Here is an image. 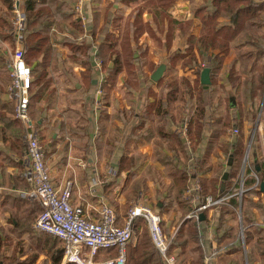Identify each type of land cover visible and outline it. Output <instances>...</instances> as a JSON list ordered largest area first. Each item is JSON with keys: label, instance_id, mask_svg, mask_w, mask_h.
<instances>
[{"label": "crops", "instance_id": "0c3cea01", "mask_svg": "<svg viewBox=\"0 0 264 264\" xmlns=\"http://www.w3.org/2000/svg\"><path fill=\"white\" fill-rule=\"evenodd\" d=\"M17 1L23 11L26 0ZM87 1L90 4V0ZM202 2L203 0H176L167 11L171 18L192 22L191 34L195 36L193 41L205 33V26L194 14L195 8ZM88 3L86 23L89 24V39H93L89 32L93 22L97 25L94 35L96 39L92 42L93 53L97 52L98 45L105 37L101 29L108 15L109 32L119 36L129 22L135 20L137 12L143 10L140 19L145 24L148 22L151 29H145L140 36L139 45L143 51L135 50L137 57L145 54L142 70L136 66L138 82L133 84L128 70L124 68L118 74L110 97L106 100L105 93L101 90L94 88L87 91L81 88L83 84L80 73L85 70V66L70 60H59L60 67L53 65V59L67 58L69 52L68 46L62 44L65 35L57 33L55 37L58 43L53 42V46L58 55H51L46 62L49 65L41 64L43 54L38 60L28 61L25 58L34 78L29 109L32 127L25 132V126L15 115L16 96L9 89L14 52L22 45L14 35L12 26L15 6L13 4L12 9L10 0H0V264H30L32 260L33 264H55L52 260V239L57 238L59 245L63 247L58 237L35 225L43 204L34 193V181L26 156L28 133L36 134L40 139L54 186L62 190L66 182L71 181V201L85 209L89 220L99 219L101 207L108 201L116 210L119 224H124L128 216L125 211L132 203L148 206L156 204L159 209L164 205L163 200L174 201L172 207L162 211L164 220L167 217L182 218L172 228L170 225L164 226L167 234L172 236L176 235L185 219L192 218L189 214L200 205L195 196L201 189V181L222 179L223 173L229 170L225 154L229 141L238 134L248 141L250 130L254 127L252 134L257 132V142L247 164L256 160L258 163L259 158L264 159V92L262 97L257 96L254 101L243 97L241 106L236 103L235 85L227 77L230 68L228 58L234 56L233 52L226 57L220 73L215 77L217 84L211 87L213 102L205 104L206 117H199L196 114L199 101L190 94H184V97L179 95L178 98L169 97L171 95L166 81L176 74L181 76L182 72L186 75L192 74L195 69L202 72L219 50L209 51L208 60L204 61L207 63L201 67L202 59L197 45L191 50V38L183 35L179 28L173 31L172 45L168 47V21L166 17H159V7L152 5L151 0H97L91 2L90 6ZM43 4L45 8L54 7L48 0H44ZM130 39L134 47L133 38ZM182 41L185 44L180 47L178 43ZM23 46L25 49L24 42ZM189 52L198 59L194 62L195 65L183 68L178 64L174 68H167L168 58L173 54L189 55ZM161 56L167 66L163 74L165 80L158 82L152 79V74L158 68ZM39 63L41 65L38 66ZM112 64L110 61L109 65ZM93 65V83L99 87L104 72L97 59L93 58ZM256 110L258 113L253 120ZM227 116L235 125L218 136L221 125L216 120ZM234 128L239 130L238 134L233 133L231 129ZM243 166L244 161L241 170ZM186 169L191 170L187 180L189 189L198 188L184 193L183 199L191 206L187 212L179 204L181 199L176 197L175 189V183L178 184L180 180L178 175ZM254 173L256 172L253 171L250 175L255 176ZM225 196L227 199L221 204L207 209V216L202 211V218L200 213L198 221L203 235L205 264H229L235 256L228 252L233 245L232 241L228 240L230 244L224 247L217 240L222 234L221 229H217L220 222L219 206L226 204L233 207L228 203L232 194ZM253 199L264 204V190L253 195ZM253 216L257 226L255 238H258L264 235V208H255ZM233 220L230 215L227 216L226 224L237 225ZM163 225H167L165 221ZM239 236L243 244L244 259L249 264L245 235L243 232L242 236L241 229ZM153 244L148 243L151 250ZM148 245L142 242L138 246V240H131L127 247V264L129 256L135 253L134 250L139 253L138 263L142 264ZM151 250L148 256H151ZM156 251L164 261L158 249ZM171 252L178 256L181 264L182 259L193 262L198 257L197 249L191 244L175 247ZM109 255L108 250L103 251L98 258ZM63 256L64 253L59 264H63ZM253 264L264 263L255 261Z\"/></svg>", "mask_w": 264, "mask_h": 264}, {"label": "trees", "instance_id": "16d2710c", "mask_svg": "<svg viewBox=\"0 0 264 264\" xmlns=\"http://www.w3.org/2000/svg\"><path fill=\"white\" fill-rule=\"evenodd\" d=\"M43 1L44 0H26L23 5V11L25 13L23 42L26 49L25 58L28 61L38 60L39 56L43 54L44 56L41 64L44 66L49 65V62H46L50 60L51 55H58V52H55L53 46V42L58 43L55 37L56 31L57 33H63L65 35L62 44L68 46L69 52L67 58L61 59L56 57V59H53V65L55 67H60V61L65 62L66 60H70L75 63H81L85 66V70H82L80 73V80L83 84L81 88L87 89V91L94 88L101 90L105 93L104 99L106 100L110 97L118 74L121 73L124 68L128 70L130 81H132L133 84L138 82L136 77V66L140 63L139 69L142 70V65L145 62V54L137 57L135 55V50L143 51L141 45H139L140 36L145 29H151L148 22L145 24V22H142L140 19L143 10L137 12L135 20L129 22L123 30V33L119 36H115L113 32H109L108 19L110 18V15H108V18L106 17L101 29V32L104 33L105 37L98 45L97 52L93 53L94 44L92 42H95L96 39L94 35L97 30V25L93 22L92 28L89 31L92 33L93 39H89L87 37L89 24L83 22L81 16L74 8L77 0H48V2L54 6L50 8H45ZM95 1L97 0H90V4ZM175 1L176 0H151L152 5L159 7V17H166L168 21L166 27V44L168 47L172 45V36L175 28H179L180 32L183 35H186L188 39L191 38L192 40L195 38V36L191 34V21L185 22L176 20L171 18L167 12L169 7L172 6ZM192 1L194 2V0ZM10 3L13 9V0H10ZM90 4L88 3L89 6ZM194 14L195 17L200 19L205 26V33L197 40L189 42L191 50L197 45L202 61L208 60L207 53L209 51L219 50V52L213 55L211 60L207 63V66L211 67L212 83L203 84L201 82V75L198 78V81H196L197 86L201 89V94H198L199 105L196 109L197 116H202L203 118L206 117L207 112L205 104L213 102V89L211 87L217 84V79H215V77L220 73L226 57L231 52L234 54L233 63L227 71V77L235 85L234 98L236 102L238 101V105L242 103L243 97L250 98L253 101L257 96L262 97L264 92V0H203V2L195 8ZM12 26L14 28V23ZM161 27L162 25L160 24V31ZM14 35L16 36L15 32ZM80 37H82V39H80ZM130 37L133 38V42L135 43L134 47L131 45L132 42ZM96 57H99L103 61L102 71L104 72V78L99 87L98 84L93 83L95 72L93 58ZM110 61H112V65H109ZM168 61L169 65L167 68H169V66L174 68L178 64H181V66L185 68L193 65L194 62L196 63L198 59L195 54L189 52V55L175 53L168 58ZM41 64L39 63L38 66ZM180 77L182 76L176 74L172 79L166 81V86L169 87L170 90L169 95H171L169 97L178 98L179 95L190 93V90L185 88L186 86H189L190 83H188V85L184 84V82L186 83L190 80H188V78ZM163 80H165L164 77L159 79L158 82ZM33 84L34 78L30 90V99ZM215 94L216 91L214 92V95ZM257 113L258 111L253 115L255 117L253 120L256 119ZM218 118L219 119L216 120V122H218V125H221V130L218 136L222 132H225L228 127L233 128L235 125L233 120L228 119V116ZM236 125L240 127L239 123H236ZM24 130L26 132V128ZM256 136L257 132L255 134V137ZM246 144L244 136L241 134H238L237 137L228 142V148L225 150L228 165L230 157L233 158L232 164L228 166V178L226 180L223 179L225 171L222 175V179L212 178L210 180L201 181V189L198 190L197 196H195L198 199L199 204H202L205 202L208 195L217 199L227 194H232V196L228 198V203L233 207H229L226 204L219 206L220 222L217 228L222 231L221 236L217 237L218 243L221 244V246L224 245V247H226L232 241L231 243L233 245L228 252L235 254V256L231 259L229 264H247L244 259L242 240L239 236V224H226V217L229 215L234 220L237 219V210L239 208L242 210L249 264H253L255 261H261L264 263V235L255 238V235L257 234V226L253 216L255 208H261L262 210L264 208V204H262L260 200L255 201L253 199V195L262 192L261 183L264 182V159H258L260 166L259 170H257V162L249 160V165L247 164L245 170L246 179L244 181L245 191L243 198L241 199L239 194H237L239 190L237 178L244 161ZM252 150L253 148H251V151ZM198 170H200V164ZM253 171L256 172L257 178L250 175ZM190 174L191 170H182L178 175L180 178L179 183H175L176 197L181 199L179 204H181L182 207L187 208V210H190L191 206L188 204L189 202L187 200L183 199V197L184 193L189 189L187 180L190 178ZM222 183H225V189L223 191L221 190ZM256 183L257 186H255ZM173 202L174 201L166 202L163 200L164 205L158 209L161 216L162 211L168 207H172L174 204ZM188 207L190 209H188ZM203 212L205 213V216H207V209L203 210ZM141 219L142 218H138L137 220ZM136 222L133 227V237L136 232ZM163 223L164 218L162 219V225ZM164 226L165 225H163V227ZM168 235L172 237L170 252L175 247H186L190 244L197 249L198 257L196 261L187 262L186 259H182L181 262L183 264H205L203 235L200 232V222L198 220L194 218L185 219L179 226L175 236H172L171 234ZM228 240H230V242ZM142 242L147 243V245L149 242L153 244L150 235L149 240L138 239V246H140V243ZM51 244V248L53 249L52 260L55 264H59L64 249L59 245L57 238H53ZM153 249L151 250L150 245H148V249H145V260H143L142 264H165L157 254V249L154 244ZM150 250L151 256H148ZM108 251L111 255L117 253L116 249H108ZM134 252L135 253L128 258L129 264H139V253H136V250H134ZM33 261L34 260H32V263L30 264H33Z\"/></svg>", "mask_w": 264, "mask_h": 264}, {"label": "built area", "instance_id": "2783aa9c", "mask_svg": "<svg viewBox=\"0 0 264 264\" xmlns=\"http://www.w3.org/2000/svg\"><path fill=\"white\" fill-rule=\"evenodd\" d=\"M86 0H77L75 9L83 22H87ZM14 32L21 46L16 48L11 71L10 91L17 99L15 113L25 128L32 127L29 116L30 90L32 86V69L25 59L23 46V30L25 27V13L14 0ZM82 39V37H80ZM239 130L234 128L233 133ZM27 160L30 165L34 181V193L40 198L43 210L36 220V227L58 237L64 248L63 264H127V247L133 238L134 224L138 218L146 220L150 237L155 247L163 256L165 264H181L178 256L170 252L172 237L169 236L162 225V216L153 207L148 205H135L128 211L124 224H119L118 216L113 207L104 203L100 210V218L89 220L85 209L72 203V182L67 181L62 190H58L49 174L43 146L38 135L28 133ZM248 157L244 162L246 166ZM257 178V174L254 173ZM245 174L242 172L241 189L237 194L241 197L244 192ZM257 186V183L255 184ZM198 188L194 189L197 190ZM192 188L188 192H193ZM227 197H206L204 203L198 205L189 217L197 220L203 210L221 204ZM241 215V214H240ZM243 236V229L241 232ZM116 249L115 255L98 258L103 250Z\"/></svg>", "mask_w": 264, "mask_h": 264}, {"label": "rangeland", "instance_id": "374dc122", "mask_svg": "<svg viewBox=\"0 0 264 264\" xmlns=\"http://www.w3.org/2000/svg\"><path fill=\"white\" fill-rule=\"evenodd\" d=\"M86 3H88V1L86 2ZM85 3V4H86ZM86 7V6H85ZM86 12H87V10H86ZM55 33L57 34V32L55 31ZM104 34V33H103ZM103 36H105V35H103ZM184 44H185V41H184V43H183V41L182 42H179L178 43V45L180 46V47H183L184 46ZM94 59H97L98 61H99V65L101 66V69H102V67H103V61L99 58V57H96V58H94ZM206 61V60H205ZM158 66L160 65V64H162V63H166V61H164V58H163V56H161V58H160V60H158ZM206 63L207 62H204V61H202V62H200V66L202 67V66H204V65H206ZM233 63V56L232 57H229L228 58V64L229 65H231ZM139 64L140 63H138V66H139ZM167 65V64H166ZM169 65V64H168ZM195 65V64H194ZM143 66V65H142ZM195 67V66H194ZM201 72V71H200ZM199 71H197L196 69L195 70H193L192 71V74H185L184 72H182V74H180L182 77H180V78H188V80H190L189 82L187 81L186 83L184 82V84L185 85H188V83H190L189 84V86H186L185 88H188L189 90H190V93H186L187 95H192L194 98H196L197 99V101H199V96H198V94L200 93L201 94V89H200V87H198L197 86V84H196V81H198V78L200 77V75H201V73H200ZM97 73V72H96ZM161 78H163V76L161 77ZM181 80V79H180ZM229 86H231V83L229 84ZM233 92H234V89H233ZM233 95V94H232ZM182 97H184V94H182L181 95ZM197 96V97H196ZM237 103V102H236ZM259 103V102H258ZM260 105V104H259ZM257 111V110H256ZM255 122V121H254ZM253 125H254V123H253ZM232 131L234 130V129H231ZM232 131H230V133L232 134ZM251 133H250V137H249V139H248V141H246V152H245V155H246V153H248V158L251 156V152H253L254 151V148L256 147V142H257V136L255 137V135L254 134H252V133H254V127L253 128H251ZM238 134V133H237ZM252 135V136H251ZM255 139V140H254ZM254 141V142H253ZM27 146H28V143H27ZM248 148H249V150H248ZM251 148H253V150L251 151ZM244 158H245V156H244ZM246 166H247V164H246ZM246 166H243V168H244V170H246ZM243 168H242V170H243ZM242 170H240V172H239V179H238V183H239V190H238V192L240 191V189H241V183H242ZM226 172H228L229 173V170H226ZM244 191H245V188H244ZM243 194H244V192H243ZM243 194H242V196L240 197L241 199L243 198ZM108 203L109 204H111L109 201H108ZM135 205H141V204H135V203H132L130 206H129V208H127L126 209V213L130 210V208H132L133 206H135ZM151 207H153L155 210H157L158 211V206L156 205V204H153V205H151ZM160 208V207H159ZM114 209V208H113ZM188 209H190L189 207H188ZM184 210H187V208H185ZM116 211V210H115ZM188 211V210H187ZM186 212V211H185ZM241 214V215H240ZM192 218H194V217H192ZM182 218H178V217H176V218H169V217H167V219H165L164 221H165V223L167 224V225H165L166 227L167 226H169L170 225V228H172V227H174V225H175V222L176 221H178L177 223H176V225L179 223V221L181 220ZM194 219H196V218H194ZM197 220V219H196ZM233 222L234 223H237V224H239V227H240V229L244 226V224H243V219H242V210H241V208H239L238 210H237V221H235V220H233ZM135 229H136V232H135V235H134V237L132 238V240H138V239H142V240H149V235H150V233H149V228H148V224H147V222H146V220L145 219H141V220H137V222H136V226H135ZM173 232V231H172ZM241 232H242V229H241ZM243 232H244V227H243ZM151 238V237H150ZM103 251H107V250H103Z\"/></svg>", "mask_w": 264, "mask_h": 264}, {"label": "water", "instance_id": "95a60500", "mask_svg": "<svg viewBox=\"0 0 264 264\" xmlns=\"http://www.w3.org/2000/svg\"><path fill=\"white\" fill-rule=\"evenodd\" d=\"M166 66H167L166 63H162L158 66V68L152 74V79L154 81H158L159 79H161V77L163 76V74L166 70ZM201 82L203 84H210L212 82V80H211V68L210 67L203 68V70L201 72ZM248 150H249V148H248ZM247 157H248V153H246L244 162L246 161ZM232 160H233V158L230 157L229 165L232 164ZM256 162H257V160H256ZM259 169H260V166L257 163V170H259ZM228 176H229V173L225 172L223 175V179L226 180L228 178ZM224 189H225V183H222L221 190L223 191ZM261 189L264 190V182L261 183ZM201 217L202 218L204 217V213H201ZM241 229H243V227Z\"/></svg>", "mask_w": 264, "mask_h": 264}]
</instances>
